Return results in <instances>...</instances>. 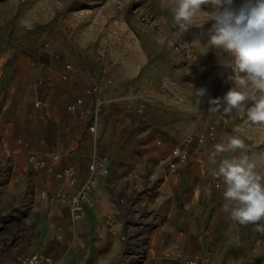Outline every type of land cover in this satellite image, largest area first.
<instances>
[{
    "label": "rangeland",
    "instance_id": "rangeland-1",
    "mask_svg": "<svg viewBox=\"0 0 264 264\" xmlns=\"http://www.w3.org/2000/svg\"><path fill=\"white\" fill-rule=\"evenodd\" d=\"M259 2L233 0L235 7L251 8ZM174 6L175 0H0V115L5 120L0 129L2 133L10 126L9 132L16 131L17 137L26 132L28 100L39 94L50 106H67L76 95L83 96L90 107L99 97L104 100L98 118L103 125V150L108 146L115 153L130 154L137 144L154 148L159 138L163 144L158 150H169L187 145L191 135L202 134L204 142L194 140L189 147L204 157L205 169L197 159H190L181 167L177 188L173 186L166 196L175 191L177 208L182 212L205 205L210 220L215 212H224L225 203L223 182L211 170L218 167L221 159L240 154L238 150L218 155L217 164H212L214 145L226 142L229 136H239L245 142L244 153L255 161L257 172L264 177V124L209 111L210 99L219 98L223 104V98L235 86L233 68L225 67L233 65L234 59L230 53L217 55L203 37L200 44L193 42L201 28L210 26L204 24V19L212 11L211 6L195 18L200 28L193 26L185 33L173 27ZM45 43L56 48L61 58L48 51L40 53L38 48ZM45 57L48 60L44 63ZM67 62L76 70L71 80L63 77ZM39 80H44L43 84ZM94 82L102 89L98 96L87 92ZM200 87L207 89V95L197 110L194 92ZM251 94L257 98L264 95L255 90ZM31 110L29 115L38 122L40 116ZM62 116L68 117L65 113ZM212 126L216 128V138L209 134ZM236 127L241 129L239 133L233 131ZM4 161L6 169L0 174L3 185L8 188L9 182L22 177L13 191L0 188L1 262L13 264L28 250L33 220L42 202L34 204L35 187L38 185L40 191L43 182L46 185L51 177L47 172L28 168V161H17L22 173L13 176L12 159ZM154 164L149 159L146 165L150 167L143 171L150 174ZM217 182L221 183L219 187ZM144 193L136 212L148 217L144 221L153 225L149 229L138 226L136 230L150 239L164 218L155 226L154 218L160 217L157 201L147 190ZM55 198L51 195L50 199ZM135 200L139 202V195ZM231 225L245 234L247 244L254 240V234L264 236L254 230L253 224L233 221ZM246 248L244 255L254 258L257 254L264 259L261 247L251 251V247Z\"/></svg>",
    "mask_w": 264,
    "mask_h": 264
},
{
    "label": "crops",
    "instance_id": "crops-1",
    "mask_svg": "<svg viewBox=\"0 0 264 264\" xmlns=\"http://www.w3.org/2000/svg\"><path fill=\"white\" fill-rule=\"evenodd\" d=\"M47 60L48 58L45 57L44 63ZM45 74L53 78L46 70ZM39 81V84L44 82V80ZM78 97L80 96H74L68 105ZM40 99H44L47 105L38 106L37 101ZM68 105L52 103L50 106L43 95L37 94L31 101L28 100L26 132L20 133L17 137L16 131L9 132L10 126L2 133L0 129V174L6 169L4 158H11L13 176L22 173L17 168V161L23 163L28 161V168L47 172V177H51L46 185L43 182L40 191L38 185L35 187L34 204L41 199L42 202L37 209L36 219L33 220V230L25 254L40 251L52 259L43 261L42 264H181V260L178 259L179 254L188 256L209 252L214 259L224 260L227 264H264V259L261 260L257 254L251 258V254L246 256L243 253L246 247H251L249 251L252 248L258 250L260 247L264 250L262 243L264 236L259 237L254 234L255 237H252L254 240L247 244L245 234L234 229L235 227L231 225L233 221L227 213L215 212L210 221L205 205L197 206L192 212L179 211L175 191L169 197L166 196L167 192L173 190V186L174 190L177 188V181L171 183L172 186L164 185L157 198L159 220L163 217L165 221L163 220L152 232L149 239L156 253L145 262H137L127 257L125 244L119 235L112 233L107 217L120 208L117 202L118 183L122 184L133 173L149 168L150 166L146 165L149 159L154 160L155 163L157 152L160 151L157 148L159 146L145 148V144H137V148L130 154L122 151L115 153L108 146L103 150V125L100 121H98L97 136L88 129L85 119L69 111ZM30 108L36 116H40L38 122H34L33 116L29 115ZM50 112L54 116H46ZM63 113L68 115L67 119L62 116ZM4 122L0 115V126ZM19 122L22 123V120ZM96 147L110 156L111 173L107 177H101L93 190L96 206L83 215H75L67 204L57 198L51 201V195H57L60 180L46 169H36L30 163L28 154L34 151L39 155L47 156L50 152H55L61 156L58 168L73 167L81 177H85ZM21 181L22 177H17L16 180L9 182L8 188L0 182V188L13 191L14 186ZM130 190L131 188L127 189L128 192ZM120 221L123 224V219ZM24 231L27 233V229ZM1 258L0 252V264H2ZM18 261L14 260L13 264Z\"/></svg>",
    "mask_w": 264,
    "mask_h": 264
},
{
    "label": "clouds",
    "instance_id": "clouds-1",
    "mask_svg": "<svg viewBox=\"0 0 264 264\" xmlns=\"http://www.w3.org/2000/svg\"><path fill=\"white\" fill-rule=\"evenodd\" d=\"M208 6L212 11L207 12L204 24L210 26L201 28L193 42L200 44L203 37L217 55L230 53L234 64L223 66H231L235 72V86L227 92L223 104L219 98L210 99L209 111L264 124V95L257 98L251 94L253 90L264 93V0L251 8L235 7L233 0H175L173 27L183 33L190 27H199L195 18ZM206 95V88H195L197 110ZM233 131L239 133L241 129L236 127ZM245 147L237 135L215 144L212 164H217L218 155L238 150L240 154L221 159L211 172L223 182V211L228 217L241 225L253 224L255 231L264 233V177L257 172L255 161L244 153Z\"/></svg>",
    "mask_w": 264,
    "mask_h": 264
},
{
    "label": "built area",
    "instance_id": "built-area-1",
    "mask_svg": "<svg viewBox=\"0 0 264 264\" xmlns=\"http://www.w3.org/2000/svg\"><path fill=\"white\" fill-rule=\"evenodd\" d=\"M38 51H48V53L57 58H61L60 52L51 47L50 43H45L38 48ZM76 74L75 68L69 62L65 63L63 77L71 80ZM111 81V79H109ZM88 93L96 96L100 95L102 89L97 82H94L87 90ZM105 102L100 97L96 100L94 106H88L83 96L68 105L69 111L76 114L87 121L88 129L98 136V118ZM38 106H46L47 102L44 99L37 101ZM209 134L212 138H216L217 131L215 126L210 128ZM194 140L204 142V135L189 136L187 145L174 146L169 150H161L157 152L154 170L150 174L144 171H138L132 174L122 184L118 183L116 188L118 195V203L120 208L118 211L108 215L107 222L112 233L119 235L125 244V255L134 259L137 262H145L156 253L155 247L150 243V240L145 233H137L136 227L149 229L153 223L145 222L149 218L144 217L140 212H136L137 205L141 203L144 196V191L147 190L148 195H151L157 201V197L162 192L164 185L176 183L183 164L190 159H197L198 163L205 169V159L197 151L192 152L189 145ZM163 144V140L159 138L157 145ZM30 163L36 169H46L54 174L59 180L60 185L56 198L67 204L73 214L83 215L97 204L93 190L101 177H107L111 173V158L108 154L102 153L98 147L94 149L89 162V170L85 177H81L77 170L73 167L58 168L61 162V156L55 152H50L47 156L39 155L34 151L28 154ZM171 182V180H174ZM221 185L217 182V186ZM143 187H147L144 190ZM131 188L128 192L127 189ZM139 195V202L135 199ZM157 206V205H156ZM156 218V219H155ZM155 226H158V216L155 217ZM123 219V224L120 223ZM158 224V225H157ZM122 225V226H121ZM181 264H227L221 259H214L209 252L200 255H178ZM52 259L43 252H34L24 254L20 257L16 264H42L43 261H51Z\"/></svg>",
    "mask_w": 264,
    "mask_h": 264
}]
</instances>
